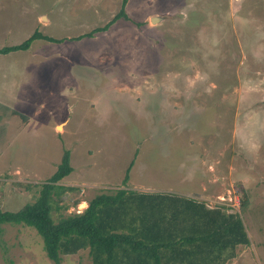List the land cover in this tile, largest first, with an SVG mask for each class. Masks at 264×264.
Wrapping results in <instances>:
<instances>
[{"label": "rangeland", "instance_id": "obj_1", "mask_svg": "<svg viewBox=\"0 0 264 264\" xmlns=\"http://www.w3.org/2000/svg\"><path fill=\"white\" fill-rule=\"evenodd\" d=\"M121 3L0 0V48L62 39L0 54V210L34 202L64 150L54 221L124 187L132 162L127 189L238 212L249 244L224 264H264V0H126L128 18L84 36ZM0 264L53 262L33 227L5 223Z\"/></svg>", "mask_w": 264, "mask_h": 264}, {"label": "trees", "instance_id": "obj_2", "mask_svg": "<svg viewBox=\"0 0 264 264\" xmlns=\"http://www.w3.org/2000/svg\"><path fill=\"white\" fill-rule=\"evenodd\" d=\"M126 0L113 19L104 27L84 36L105 30L124 12ZM80 38V37H78ZM61 42L35 30L19 44L0 48V54L27 50L35 40ZM70 155L64 150L61 162L48 180L41 184L38 197L16 211L0 210L1 225L23 224L33 227L43 241V250L53 264L61 255L88 249L89 264H224L235 256L238 245L249 244L238 212H226L216 205L173 193L137 192L125 188L132 162L122 180L124 187L114 193L94 196L81 213L54 221L50 198L57 183L71 171Z\"/></svg>", "mask_w": 264, "mask_h": 264}, {"label": "water", "instance_id": "obj_3", "mask_svg": "<svg viewBox=\"0 0 264 264\" xmlns=\"http://www.w3.org/2000/svg\"><path fill=\"white\" fill-rule=\"evenodd\" d=\"M159 20V17H151L150 18V22L151 23H155L156 21H158Z\"/></svg>", "mask_w": 264, "mask_h": 264}, {"label": "crops", "instance_id": "obj_4", "mask_svg": "<svg viewBox=\"0 0 264 264\" xmlns=\"http://www.w3.org/2000/svg\"><path fill=\"white\" fill-rule=\"evenodd\" d=\"M164 193H166V192H164ZM180 195H184V196H186L185 194H180ZM187 197H189V196H187ZM192 198V197H191Z\"/></svg>", "mask_w": 264, "mask_h": 264}]
</instances>
